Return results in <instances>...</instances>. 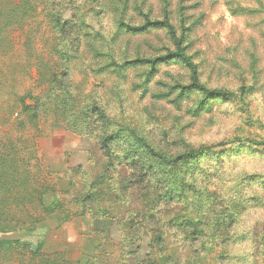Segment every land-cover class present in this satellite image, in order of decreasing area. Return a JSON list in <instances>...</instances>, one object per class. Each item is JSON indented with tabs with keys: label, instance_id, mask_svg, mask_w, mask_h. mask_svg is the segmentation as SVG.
Listing matches in <instances>:
<instances>
[{
	"label": "rangeland",
	"instance_id": "374dc122",
	"mask_svg": "<svg viewBox=\"0 0 264 264\" xmlns=\"http://www.w3.org/2000/svg\"><path fill=\"white\" fill-rule=\"evenodd\" d=\"M38 4L42 28L69 23L63 39L49 30L43 40L57 50L53 90L75 103L69 110L61 103L63 112L56 107L59 125L38 138V147L45 170L59 179L62 209L73 216L57 226L53 215L29 235L0 237L62 252L69 264H111L127 237V252L139 247L140 261L149 254L157 264L156 231L165 234L171 264H188L192 255L197 264H264V0ZM166 10L185 34L200 82L219 94L189 88L179 60L154 68L133 62L173 50V41L161 27L129 33L122 24L161 20ZM12 40L20 43L18 31ZM88 106L98 111L89 120ZM104 135L112 140L110 163L101 149ZM186 152L191 161L172 164ZM86 192L96 201L82 204ZM185 220L196 222L189 233L177 228ZM193 232L189 248L182 240ZM96 252L100 257L91 260Z\"/></svg>",
	"mask_w": 264,
	"mask_h": 264
},
{
	"label": "trees",
	"instance_id": "16d2710c",
	"mask_svg": "<svg viewBox=\"0 0 264 264\" xmlns=\"http://www.w3.org/2000/svg\"><path fill=\"white\" fill-rule=\"evenodd\" d=\"M38 3L39 0H0V235L14 232L29 235L48 217L57 216V226H59L73 216L68 209H62L63 199L60 197L56 183L59 179L45 170L38 147V138L47 135L59 125L56 122L58 114L54 115L56 107L63 112L61 103L64 110L71 109L75 103L74 100L71 101L72 98L66 97L68 99L66 100L65 96L59 97L53 90L56 81L53 56L57 50L49 38L43 40L44 34L49 30L52 34H56L58 40L63 39L66 35L65 28H69V23L59 21L54 23V27L42 28L38 22L42 13L39 11ZM122 25L129 33L145 31L150 27H161L173 41V50L168 49L164 54L153 58H136L133 62L148 64L154 68L158 63L179 60L189 71V88L198 90L208 97L220 93V90L211 91L200 82L198 66L192 56L186 52L185 34L177 33L169 20L168 11L163 13L161 20L146 19L140 25ZM15 31H18L20 36V43L17 46L12 40ZM42 59H46L48 65L44 66ZM44 68L46 73L43 75L48 79H44L40 74ZM41 79L47 84L42 86ZM60 89L62 94L67 91L63 83ZM69 92L68 96H70ZM26 100L32 101V104H28ZM40 105H43L47 111L39 112ZM94 107L86 108L88 120L92 118V110L98 113ZM99 116L103 117L102 114ZM100 143L105 158L110 163L114 155L111 137L102 136ZM192 159V152H186L175 156L171 162L184 164ZM93 197L95 195L86 192L82 195L81 203L83 204L84 200L95 202L96 197ZM237 219H231L230 223ZM195 223L185 220L177 228L189 233L195 228ZM128 233L123 232L125 235ZM153 233L156 261L160 262L157 264L173 263L171 253H167L165 234L163 232L158 234L156 231ZM194 234L195 232L182 240L189 244V248L193 247L192 242H195ZM128 242L129 238L124 237L119 246L120 256L118 259L115 256L109 258L111 261L115 260L111 264H129V261L132 262L131 264H156L154 259L150 260L149 254L140 261L139 247L135 252H127ZM33 247L28 240L0 237V262L69 264L62 252L48 254ZM182 249L184 250V247ZM97 257H100V253L91 260L95 261ZM189 259L191 260L186 261L188 264H197L194 255Z\"/></svg>",
	"mask_w": 264,
	"mask_h": 264
}]
</instances>
